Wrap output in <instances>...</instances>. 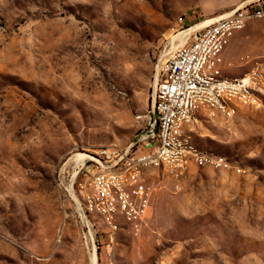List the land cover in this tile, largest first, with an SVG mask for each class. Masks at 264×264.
<instances>
[{
    "label": "rangeland",
    "instance_id": "1",
    "mask_svg": "<svg viewBox=\"0 0 264 264\" xmlns=\"http://www.w3.org/2000/svg\"><path fill=\"white\" fill-rule=\"evenodd\" d=\"M245 1L0 0V264H264V20L237 33L225 70L258 67L262 105L191 130L242 173L154 172L140 234L124 226L110 240L98 225L91 255L65 190L77 155L126 145L145 126L160 52ZM242 54L253 61L238 66Z\"/></svg>",
    "mask_w": 264,
    "mask_h": 264
},
{
    "label": "built area",
    "instance_id": "2",
    "mask_svg": "<svg viewBox=\"0 0 264 264\" xmlns=\"http://www.w3.org/2000/svg\"><path fill=\"white\" fill-rule=\"evenodd\" d=\"M253 20H264V0H246L201 23L177 46L165 47L155 64L145 126L126 145L91 149L77 166L65 190L75 204L90 255L99 248L98 225L110 240L124 226L140 234L152 211L154 172L178 177L210 167L242 173L228 157L200 149L191 130L201 116L233 117L242 107L262 105L258 67L241 77L225 73L236 66L226 57L232 40ZM252 61L251 55L242 54L237 63Z\"/></svg>",
    "mask_w": 264,
    "mask_h": 264
},
{
    "label": "bare ground",
    "instance_id": "3",
    "mask_svg": "<svg viewBox=\"0 0 264 264\" xmlns=\"http://www.w3.org/2000/svg\"><path fill=\"white\" fill-rule=\"evenodd\" d=\"M200 25V24H199ZM198 27L199 26H194V27H192L191 29H189V30H186V31H184L183 33H180L179 35H177V37L178 36H181V37H185V36H187V35H189L190 33H192L194 30H196V29H198ZM201 27V26H200ZM199 27V28H200ZM180 38V37H179ZM77 159H80V160H84V159H86V156L85 155H77Z\"/></svg>",
    "mask_w": 264,
    "mask_h": 264
}]
</instances>
